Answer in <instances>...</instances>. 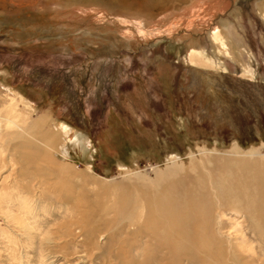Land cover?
<instances>
[{
  "label": "rangeland",
  "instance_id": "374dc122",
  "mask_svg": "<svg viewBox=\"0 0 264 264\" xmlns=\"http://www.w3.org/2000/svg\"><path fill=\"white\" fill-rule=\"evenodd\" d=\"M57 1L0 0V264H196L157 245L146 200L191 151L205 171L264 164V0ZM80 4L95 10L63 16ZM176 10L170 31L132 22ZM214 209L218 243L264 264L244 212Z\"/></svg>",
  "mask_w": 264,
  "mask_h": 264
},
{
  "label": "bare ground",
  "instance_id": "6f19581e",
  "mask_svg": "<svg viewBox=\"0 0 264 264\" xmlns=\"http://www.w3.org/2000/svg\"><path fill=\"white\" fill-rule=\"evenodd\" d=\"M44 1L45 3L42 2L41 4L43 7L46 6L56 9L59 6L68 5V3L62 4V2H55V0ZM225 1L226 0H193L189 5H186L187 7H184L183 9L187 11H192L193 8L198 9L200 6H202L200 5V3H205L206 6L204 5V7L208 10L212 8L216 9L218 6L215 3H218L219 6H223L226 3ZM124 7L127 9L126 3ZM86 8L90 9L88 5L80 4V6L74 7L75 10H69L63 16L70 18L72 16L75 17L79 14H84L89 11L95 10L91 8V10L87 11ZM129 11H131V9ZM184 12L185 11H183V13H178L177 11L173 13L161 14V16H158L154 21L150 16V18L147 19L148 17H146V15L142 17L133 16L132 18L134 20L132 19V22H135L137 24H141L142 22L149 23V26H147V32L156 33V31H158L159 29L161 30L162 28L164 29L163 31H170L171 27L181 24L180 20H183L186 14H188L187 12ZM145 14L147 13L145 12ZM191 20L193 21L194 19ZM192 21L186 20L185 25L191 26ZM207 21L208 20H206V22ZM128 22L131 21L128 20ZM203 25L204 24H202V26ZM185 32L183 33L182 31L183 34H185ZM190 62L193 63L194 60L191 59ZM85 146L86 141H82L81 148H85ZM229 148L232 150H237V146L235 144L230 145ZM238 149L239 151L241 150L240 148ZM190 153L191 157L188 166L184 167V165L179 162L178 164H168L166 168L161 169L157 173V178H154L151 181L152 183L157 185V188H159L156 194H153V196L151 195V197L148 196L147 200L145 199V208L147 211L145 215L146 217H148L147 220L150 219V224L147 223L146 220L143 226L152 227L149 230L151 232V235L154 236V239H156V243L158 246L164 244L169 251H178L177 254L179 253L178 255L180 257L182 255H187V258L191 261L194 259V263L196 264H201L202 259H208V257L212 253L215 255V258L219 262L224 261V264H239V252H237L234 247H231V245L227 244L226 242L224 244L218 243L216 237H219V231L217 229L218 227L215 228L217 222H215L214 224V218L212 220L211 216L213 213L215 214L214 207L222 205H225L227 207H235L239 211L241 210L247 217L246 219L248 220V228L255 233L256 237L264 245V164L242 163V160L236 162H228L223 160L224 162H218L216 164L214 163L211 169L205 171L203 169L205 167L204 162H202V160L199 161V159H196L200 158L199 156L197 157L196 151H191ZM174 174H176V177L170 179V175ZM149 194L150 193L148 192V195ZM133 205V202L130 201L126 203V206L129 209L133 208ZM214 214L212 217H214ZM218 215L219 214H216L215 217H218ZM133 221L134 219H132V222ZM234 224L239 223L235 220ZM201 227L206 228L207 230L203 232L201 231ZM241 235V242L246 243V241L243 239L244 233L241 232ZM213 244L217 245L218 248L215 249L213 247ZM258 244L260 243L258 242ZM256 245L257 244H255V246ZM247 246V248L253 254L254 248L249 244ZM199 252H203L204 255H198ZM250 258L251 257H249V259Z\"/></svg>",
  "mask_w": 264,
  "mask_h": 264
},
{
  "label": "water",
  "instance_id": "95a60500",
  "mask_svg": "<svg viewBox=\"0 0 264 264\" xmlns=\"http://www.w3.org/2000/svg\"><path fill=\"white\" fill-rule=\"evenodd\" d=\"M202 92V89H201ZM205 96H207L209 98V100L214 99L216 100L217 98L219 99L220 97H218V93L216 91L213 90V92H206L204 93ZM216 98V99H215ZM261 138H264V134L261 133Z\"/></svg>",
  "mask_w": 264,
  "mask_h": 264
},
{
  "label": "trees",
  "instance_id": "16d2710c",
  "mask_svg": "<svg viewBox=\"0 0 264 264\" xmlns=\"http://www.w3.org/2000/svg\"><path fill=\"white\" fill-rule=\"evenodd\" d=\"M117 90H120V88H118ZM87 96H89V94L88 93H86L85 95H84V99H86L87 98ZM178 102V101H177ZM76 118V117H75ZM76 121H78V119L76 118V119H74V121L72 122V124L74 125L75 123H77Z\"/></svg>",
  "mask_w": 264,
  "mask_h": 264
}]
</instances>
